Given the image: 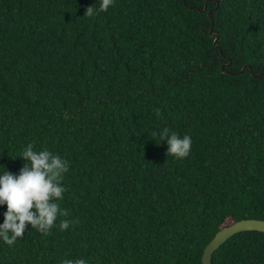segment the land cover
I'll return each instance as SVG.
<instances>
[{"label": "trees", "instance_id": "obj_1", "mask_svg": "<svg viewBox=\"0 0 264 264\" xmlns=\"http://www.w3.org/2000/svg\"><path fill=\"white\" fill-rule=\"evenodd\" d=\"M95 2L0 0V170L18 174L28 145L69 161L68 215L0 242V264H202L222 228L264 220V77L239 73L264 74V0L84 15ZM165 127L191 136L187 158L167 156ZM212 264H264V233L233 236Z\"/></svg>", "mask_w": 264, "mask_h": 264}, {"label": "clouds", "instance_id": "obj_2", "mask_svg": "<svg viewBox=\"0 0 264 264\" xmlns=\"http://www.w3.org/2000/svg\"><path fill=\"white\" fill-rule=\"evenodd\" d=\"M98 3V8L89 6L84 15L92 17L107 12L114 6L115 0H98ZM154 135L159 136L160 142H166L167 156L182 160L190 155V135L181 136L167 127ZM17 157L25 161L18 174L9 172L4 165V170H0V207L6 205L3 222L0 223V242L10 247L24 236L29 225L31 229L47 234L57 226L58 217L68 215L61 208L60 201L66 191L63 179L69 171V161L47 149L34 150L31 145L24 147ZM70 223L68 219H63L58 227L64 231ZM62 264H87V261L79 258L64 260Z\"/></svg>", "mask_w": 264, "mask_h": 264}, {"label": "water", "instance_id": "obj_3", "mask_svg": "<svg viewBox=\"0 0 264 264\" xmlns=\"http://www.w3.org/2000/svg\"><path fill=\"white\" fill-rule=\"evenodd\" d=\"M206 10L207 6L205 5L202 12H206ZM209 17L211 18L210 13ZM209 35L211 37H214V45L217 46L219 37L213 34V26H211V28L209 29ZM230 65L231 62H229L227 66ZM244 69H248L250 71L251 76L253 77H264V74L254 75L250 66L243 68L239 73H243ZM250 231L264 233V220L247 219L236 222L228 227L222 228L204 249L202 256V264H212V256L214 252L217 251L223 244H225L230 238L239 233Z\"/></svg>", "mask_w": 264, "mask_h": 264}]
</instances>
